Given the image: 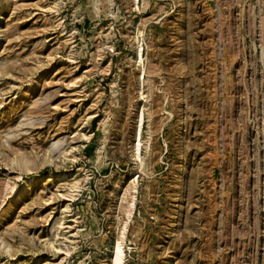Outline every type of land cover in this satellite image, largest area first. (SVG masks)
Wrapping results in <instances>:
<instances>
[{
  "label": "rangeland",
  "instance_id": "374dc122",
  "mask_svg": "<svg viewBox=\"0 0 264 264\" xmlns=\"http://www.w3.org/2000/svg\"><path fill=\"white\" fill-rule=\"evenodd\" d=\"M264 264V0H0V264Z\"/></svg>",
  "mask_w": 264,
  "mask_h": 264
},
{
  "label": "bare ground",
  "instance_id": "6f19581e",
  "mask_svg": "<svg viewBox=\"0 0 264 264\" xmlns=\"http://www.w3.org/2000/svg\"><path fill=\"white\" fill-rule=\"evenodd\" d=\"M120 248H118V250L116 251V256H115V258H114V261L115 262H117V264H120L121 262H120V258H121V253H122V251L120 252Z\"/></svg>",
  "mask_w": 264,
  "mask_h": 264
}]
</instances>
